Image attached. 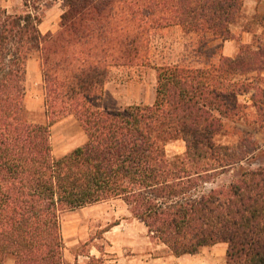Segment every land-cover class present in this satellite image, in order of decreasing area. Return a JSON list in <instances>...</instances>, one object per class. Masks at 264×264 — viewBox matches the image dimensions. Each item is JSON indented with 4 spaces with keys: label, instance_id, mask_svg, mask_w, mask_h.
Returning <instances> with one entry per match:
<instances>
[{
    "label": "trees",
    "instance_id": "1",
    "mask_svg": "<svg viewBox=\"0 0 264 264\" xmlns=\"http://www.w3.org/2000/svg\"><path fill=\"white\" fill-rule=\"evenodd\" d=\"M23 1L22 15L0 6L1 262L65 264L63 214L121 200L172 256L226 243V264H264V165L243 167L261 146L219 141L264 71V28L236 58L220 53L244 0H57L56 34L40 30L45 0ZM171 27L196 38L187 58L157 66L155 102L102 108L110 67L148 62L152 33ZM33 58L46 124L26 105ZM68 117L87 142L56 158L51 128ZM180 140L185 153L169 157ZM236 168V180L214 185Z\"/></svg>",
    "mask_w": 264,
    "mask_h": 264
},
{
    "label": "rangeland",
    "instance_id": "2",
    "mask_svg": "<svg viewBox=\"0 0 264 264\" xmlns=\"http://www.w3.org/2000/svg\"><path fill=\"white\" fill-rule=\"evenodd\" d=\"M0 6L6 8L11 14L22 15L27 11L23 0H0ZM36 6L40 8L37 13L43 16L42 23L45 22L49 28L54 25L55 29L58 27L53 33L56 34L63 14L61 2L45 0ZM263 28L264 0H244L243 17L232 27V39L223 44L220 53L225 56V45L231 43L236 49L233 57L236 58L246 47L253 46L254 33H262ZM45 31L43 28V32ZM195 38V36L184 33L180 27L154 31L149 42L148 62L110 67L101 107L108 110H120L138 104L152 105L155 102L157 91V66L176 64L184 57L187 58L190 50L186 52V49L188 46H192ZM256 75L258 77L255 83L248 85L249 94L237 100L242 113L234 111L229 116L226 120V136L219 138V141L231 144L255 140L261 146L260 151L243 166L244 168H258L260 165H264V118L259 117L262 113L258 114V111L264 110V71L254 74V76ZM35 81L34 76L27 75L26 102L29 108H34V105L40 101L38 98L42 96L40 95L41 87L36 85ZM45 100L46 95L40 103L42 104L40 109L33 112L34 119L41 124L50 121L46 113ZM65 119L67 118L56 122L52 127ZM61 137L63 138V135L58 133L54 135L51 128V142L57 139L59 143H67V140L61 141ZM166 151L169 157L183 155L186 151V144L181 140L173 142L167 146ZM238 175L239 169L236 168L234 171L218 177L214 185L227 184L236 180ZM119 208V203L109 202L63 214L62 236L65 264H116L112 258V244L106 239V232L120 222L118 219ZM151 239L155 247L161 245L152 237ZM156 255L167 257L170 253L167 249H163L158 250ZM6 262L15 264L14 260L10 258H7L3 264Z\"/></svg>",
    "mask_w": 264,
    "mask_h": 264
},
{
    "label": "crops",
    "instance_id": "3",
    "mask_svg": "<svg viewBox=\"0 0 264 264\" xmlns=\"http://www.w3.org/2000/svg\"><path fill=\"white\" fill-rule=\"evenodd\" d=\"M55 27L54 25L49 28L44 22L40 25V30H42L43 34L54 33L58 28L55 29ZM43 28H45V32H43ZM235 53L236 49L231 43L225 45L224 55L226 57L233 58ZM28 76H34L36 85H40L41 87L40 95L42 96L38 98V101L40 100L39 103H36L34 108L27 106L33 113L40 109L42 106L40 103L45 98L43 75L39 63L35 58L28 61ZM52 133L54 135L55 133L63 135L64 139L61 137V141L67 140V143H59L57 139H54L52 142L53 154L57 158L65 156L87 142L84 130L76 118L69 117L56 124L52 127ZM110 202L120 204V208L118 209V219L120 222L106 232V239L112 244V258L116 264H226L228 252V244L226 243L205 247L196 255L175 257L170 254L167 257L157 256L156 252L166 249V247L163 245L154 246L145 224L132 217L128 206L123 201L114 200ZM0 264H3L1 257ZM4 264L13 263L6 262Z\"/></svg>",
    "mask_w": 264,
    "mask_h": 264
}]
</instances>
